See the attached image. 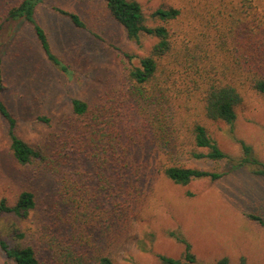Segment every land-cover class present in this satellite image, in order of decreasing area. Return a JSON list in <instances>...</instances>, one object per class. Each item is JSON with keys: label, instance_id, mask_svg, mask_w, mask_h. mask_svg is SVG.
Listing matches in <instances>:
<instances>
[{"label": "rangeland", "instance_id": "1", "mask_svg": "<svg viewBox=\"0 0 264 264\" xmlns=\"http://www.w3.org/2000/svg\"><path fill=\"white\" fill-rule=\"evenodd\" d=\"M18 1L0 0V58L7 86L1 99L17 120V135L42 158L19 165L0 118V200L13 205L20 193L28 191L35 201L24 218L0 215V239L31 246L38 264L67 263L66 248L70 258L86 256L89 262L105 248L113 264H159L157 255L179 259L183 254V245L173 235L186 239L197 264H216L222 258L229 264H264V177L253 173L255 167L236 165L241 157L238 141L249 145L264 165V97L245 90L236 120L228 125L205 119L198 95L176 97L171 92L161 97L152 95L149 85L139 94L128 70L151 53L156 40L127 39L102 0H46L37 6L35 20L52 53L66 67L62 71L46 60L24 20L7 19ZM136 1L147 17L157 8L180 10L168 26L177 50L192 48L211 14L216 17L209 34H219L216 37L230 43L232 20L248 23L254 11L249 6L244 10L241 0ZM252 4L264 19V0ZM51 5L77 13L88 30L73 27ZM174 61L167 55L161 63L174 70ZM179 82L175 92H179L176 86L184 87ZM73 99L88 104L89 117L73 115ZM101 109L113 111L133 135L125 161L128 169L119 174L122 182L115 187L121 192L114 199L110 189L108 194L101 189L110 172L90 161V149L77 133ZM196 122L232 161L191 157V152H205L192 143L190 131ZM172 165L222 176L177 185L163 172ZM100 204L108 214L114 210L117 215L109 228L99 217ZM250 215L259 220L249 219ZM0 264H13L1 250Z\"/></svg>", "mask_w": 264, "mask_h": 264}, {"label": "trees", "instance_id": "2", "mask_svg": "<svg viewBox=\"0 0 264 264\" xmlns=\"http://www.w3.org/2000/svg\"><path fill=\"white\" fill-rule=\"evenodd\" d=\"M109 16L118 23L125 31L127 39L139 42L141 36H149L156 40L151 53L139 60L138 66L128 70V77L139 94L144 92L145 86H150L152 95L161 97L171 92L175 96L198 95L201 103V113L207 120L223 122L232 125L237 117V108L242 104L245 90L256 92L264 97V19L258 6L252 4L253 0H241L244 9L249 6L254 9L251 20L238 18L233 24L232 38L230 43H224L221 38L211 36L210 23L215 19L211 14L202 26L204 31L198 36L197 42L192 48L182 46L180 50L174 45L169 24L175 21L181 14L177 8H157L149 17L145 16L141 5L136 0H102ZM257 3V0H255ZM46 0H19L18 3L7 12L10 21L24 20L32 29L35 38L46 60L62 71L66 67L52 53L47 35L44 29L35 20V11L38 5L45 4ZM246 3V4H245ZM50 9L57 15L66 18L70 24L79 30H88L86 23L81 17L72 11L64 10L51 5ZM245 10V9H244ZM201 37V39H199ZM223 46L226 48L222 50ZM167 55H172L174 70L168 64H162L161 60ZM175 75V76H174ZM177 76V78H176ZM177 79H179L177 81ZM180 81V82H179ZM179 92L173 90L174 85ZM7 89L4 82L2 60L0 58V118L6 124V135L9 140V150L14 160L21 166L31 164L42 158L39 150L24 142L17 135V120L9 111L1 99V93ZM71 110L76 118H86L90 115V109L86 102L79 99L71 101ZM42 122H48L46 118H39ZM121 118H116L113 111L101 109L91 118L85 127L77 130L78 137L86 141L90 149L88 154L90 161L96 163L101 170L110 172L105 178L106 186L102 190L108 194L110 189L111 198L121 192L115 185L122 182L121 171H126L128 148L133 140L132 129L123 128ZM192 143L196 149L205 152H191L194 159H205L213 162L232 161L224 153L210 136L206 128L196 122L192 124L190 131ZM76 139V138H75ZM66 143L65 145H67ZM241 157L236 162L238 167H255L253 173L264 177V165L252 154V149L243 141H238ZM164 175L174 184L185 186L191 181L209 179L216 181L221 174L211 171L186 168L172 165L164 169ZM116 190V191H115ZM67 202L72 203L71 198ZM112 204V203H111ZM35 201L32 193L24 191L20 193L15 204L8 205L5 199L0 200V215L12 214L24 218L34 208ZM116 206V205H115ZM114 208V207H113ZM101 218H105L107 228L115 224L117 215L114 210L109 214L104 211L102 205H98ZM251 220L258 221L255 216H248ZM101 219L99 221H103ZM173 237L184 247L181 258L174 259L164 255H157L159 264H197L195 256L191 252V246L182 236ZM0 250L13 264H38L35 251L31 246H17L0 239ZM103 250L93 255L95 264H113L111 258ZM72 256L68 248L64 258V264H89L86 256L70 258ZM216 264H229L228 259L222 258Z\"/></svg>", "mask_w": 264, "mask_h": 264}]
</instances>
